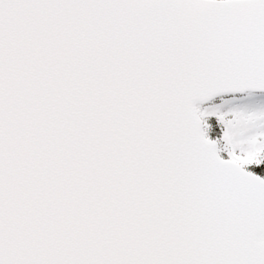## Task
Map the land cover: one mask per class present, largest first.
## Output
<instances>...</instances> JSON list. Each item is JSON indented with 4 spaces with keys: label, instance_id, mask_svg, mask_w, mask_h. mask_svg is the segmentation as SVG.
Returning <instances> with one entry per match:
<instances>
[{
    "label": "snow or ice",
    "instance_id": "1",
    "mask_svg": "<svg viewBox=\"0 0 264 264\" xmlns=\"http://www.w3.org/2000/svg\"><path fill=\"white\" fill-rule=\"evenodd\" d=\"M0 264H264V0H0Z\"/></svg>",
    "mask_w": 264,
    "mask_h": 264
}]
</instances>
